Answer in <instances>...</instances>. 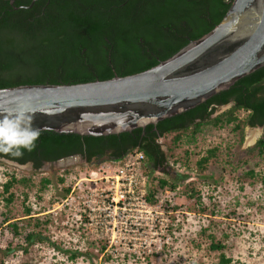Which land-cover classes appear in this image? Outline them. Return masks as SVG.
I'll return each instance as SVG.
<instances>
[{"label":"trees","instance_id":"obj_1","mask_svg":"<svg viewBox=\"0 0 264 264\" xmlns=\"http://www.w3.org/2000/svg\"><path fill=\"white\" fill-rule=\"evenodd\" d=\"M0 0V88L20 84L77 83L103 80L114 75H127L147 69L164 60L187 44L208 32L223 16L231 0ZM31 3V5H30ZM23 5L28 7H22ZM232 104L212 116L217 106ZM245 113L240 116L239 112ZM243 112V111H242ZM261 126L259 138L244 153H264V66L236 80L204 102L174 116L143 128L102 136L58 133L39 130L32 133H0V158L17 163L33 162L38 168L45 161H54L69 154L80 153L86 163L107 155L119 160L133 151L144 155L143 167L156 169L166 165L158 139L173 134L174 145L193 143L204 127L229 126L237 133L238 145L243 140L245 126ZM169 147V150H172ZM218 146L205 149L195 161L203 173L217 159ZM186 152V151H185ZM70 167L61 170L56 180L65 195ZM245 174L252 176L253 171ZM0 201L11 203L14 184L31 185L29 176L16 177L5 172ZM156 184L146 194L153 202L158 189H174L175 183L156 177ZM264 182V176L261 177ZM51 180L41 177L38 190H44ZM24 200L27 193H23ZM32 208L24 206L26 224L17 220L3 223L14 236L38 217ZM28 223V224H27ZM29 243L41 239L40 233L26 230ZM209 247L219 251L215 264H229L222 241L209 235Z\"/></svg>","mask_w":264,"mask_h":264},{"label":"rangeland","instance_id":"obj_2","mask_svg":"<svg viewBox=\"0 0 264 264\" xmlns=\"http://www.w3.org/2000/svg\"><path fill=\"white\" fill-rule=\"evenodd\" d=\"M227 107L217 106L212 116ZM248 129L260 127L245 126L239 145L237 133L229 126H206L193 143L182 140L177 146L171 141L173 134L160 137L166 165L151 170L142 163L140 169L147 175L146 194L156 184V177L174 182L175 188L158 189L155 200H147L145 208L134 205L139 199H129L122 211L114 210L111 193L104 206L99 202L100 209L95 208L91 225L90 219L85 218L88 209L81 201L97 198L95 193L102 200L109 187L113 191L116 168L125 160L114 162L106 157L97 163H45L32 169L0 158V191L7 179L5 172L32 180L26 188L12 186L11 203L0 201V264H215L219 251L209 247V235L214 241L223 242V252L231 259L229 264H264V153L243 152L251 146L246 145ZM212 146L219 147L218 157L199 173L195 161ZM65 167L71 169L65 186L71 189L80 182V188H74L72 195L82 196L74 202L80 200L79 207L84 212L81 223H76L71 215L76 204L70 209L57 207L69 193L61 195L62 186L56 180ZM250 170L252 176L245 174ZM91 172L96 174L90 175ZM41 177H49L51 182L39 191ZM107 203L109 209L105 210ZM26 205L41 222L34 226L32 219L26 225V230L39 232L41 237L29 243L23 236L26 230L14 236L3 223L7 217L19 225L26 224L22 220Z\"/></svg>","mask_w":264,"mask_h":264},{"label":"water","instance_id":"obj_3","mask_svg":"<svg viewBox=\"0 0 264 264\" xmlns=\"http://www.w3.org/2000/svg\"><path fill=\"white\" fill-rule=\"evenodd\" d=\"M262 66L264 0H231L208 32L142 71L86 82L1 87L0 133L102 136L143 128L195 107ZM79 160L80 154H69L52 163Z\"/></svg>","mask_w":264,"mask_h":264},{"label":"built area","instance_id":"obj_4","mask_svg":"<svg viewBox=\"0 0 264 264\" xmlns=\"http://www.w3.org/2000/svg\"><path fill=\"white\" fill-rule=\"evenodd\" d=\"M124 161L123 165L121 167L116 168V174L114 176L115 178V186H112L113 191H111V188L109 187L107 189V193L104 194V198L101 200V195H98L95 193L96 197H92V193H90V196L92 199H83L81 202L86 208L88 209V212L86 214L87 217L90 220L88 221V224H92V219L94 215L96 214V209H100L99 207V202L102 203V206H104L106 200H108V195L113 193L110 201L114 202V210L117 208L118 210H124L126 208L125 203H129V199H134L139 201L134 202V205H138L140 207H148L147 204V199H146V187L145 183L147 181V175L144 173L142 169H140V166L143 163L144 160V155L140 151H134V156L133 158L131 157V153L126 154L123 158H121ZM119 160H113L114 162L121 161ZM96 174V172H91L90 175ZM107 178V176H105ZM113 183V182H112ZM119 183V185H118ZM74 188H80V182L75 183L71 189H69V193L67 196H65L61 203L57 206L59 210H63L64 208L70 209L75 202L76 197L81 198L82 196L77 195L73 196L72 193L74 191ZM136 191V194L134 192ZM140 193V195H139ZM100 194V193H99ZM100 196V197H99ZM79 202L78 200L76 203L77 206L75 208V211L71 214L72 217L74 218V221L76 223H81L82 221V209L79 207ZM110 204L107 203V205L103 209H109ZM115 212V211H113ZM54 214H57L55 212ZM68 220V215L66 216L65 222Z\"/></svg>","mask_w":264,"mask_h":264},{"label":"flooded vegetation","instance_id":"obj_5","mask_svg":"<svg viewBox=\"0 0 264 264\" xmlns=\"http://www.w3.org/2000/svg\"><path fill=\"white\" fill-rule=\"evenodd\" d=\"M232 103L231 102H228V103H226L225 105H231ZM244 113H245V111L244 110H242ZM257 126V125H256ZM160 150L165 154V152H164V150L162 149V147L160 146ZM75 154H80V153H75ZM81 155V154H80ZM106 157H108L107 155H103V156H101L100 158H95L92 162H90V163H97L98 161H100V160H102V159H104V158H106ZM81 158H82V160H83V162L84 163H86V159H85V157L83 156V155H81ZM1 159H5V158H1ZM6 160H10V159H6ZM10 161H13V160H10ZM13 162H15V161H13ZM52 163L53 161H45V162H43L42 164H41V166L40 167H38V168H34V165H33V162H31V161H27V162H25V163H23V164H21V163H17V162H15V163H17V164H19V165H27V166H29L30 168H32V169H39V168H41L45 163Z\"/></svg>","mask_w":264,"mask_h":264},{"label":"bare ground","instance_id":"obj_6","mask_svg":"<svg viewBox=\"0 0 264 264\" xmlns=\"http://www.w3.org/2000/svg\"><path fill=\"white\" fill-rule=\"evenodd\" d=\"M260 133V129H248L246 135V143L251 144L255 140L256 136ZM73 162V161H72Z\"/></svg>","mask_w":264,"mask_h":264}]
</instances>
